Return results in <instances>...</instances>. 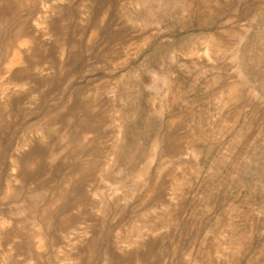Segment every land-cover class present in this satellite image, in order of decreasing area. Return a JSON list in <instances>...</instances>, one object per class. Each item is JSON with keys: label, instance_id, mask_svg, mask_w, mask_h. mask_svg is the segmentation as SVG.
<instances>
[{"label": "rangeland", "instance_id": "obj_1", "mask_svg": "<svg viewBox=\"0 0 264 264\" xmlns=\"http://www.w3.org/2000/svg\"><path fill=\"white\" fill-rule=\"evenodd\" d=\"M0 264H264V0H0Z\"/></svg>", "mask_w": 264, "mask_h": 264}]
</instances>
